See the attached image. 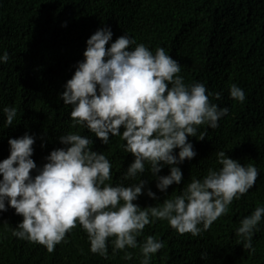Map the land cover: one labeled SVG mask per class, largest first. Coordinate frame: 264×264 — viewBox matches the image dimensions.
Listing matches in <instances>:
<instances>
[{
    "label": "trees",
    "instance_id": "obj_1",
    "mask_svg": "<svg viewBox=\"0 0 264 264\" xmlns=\"http://www.w3.org/2000/svg\"><path fill=\"white\" fill-rule=\"evenodd\" d=\"M104 24L111 25L113 40L127 31L153 50L165 47L181 62L186 83L204 82L212 92H221L219 99L210 98L229 107L218 127L199 126L207 133L203 139L189 135L197 155L181 163L183 180L168 186V196L179 193L192 176L202 177L208 167L218 166L221 149L261 169L254 186L197 236L178 232L166 219L146 225L138 240L153 234L165 241L151 264H264V220L253 236L254 252L238 242L235 231L243 216L264 203V0H0V55L9 52V60L0 62V159L10 154L9 137L25 131L36 134L38 165L63 146L59 136L71 129L72 106L59 93L84 58L88 37ZM233 82L246 91L243 102L230 96ZM6 104L18 109L13 125L5 124ZM78 127L94 137V149L113 161V182H120L134 159L120 147L124 141L113 136L104 144ZM160 171L167 174L170 166ZM149 176L142 177L148 180L145 187L161 201L145 191L136 201L141 206L166 198ZM22 218L14 207L0 210V264H140L139 246L113 253L109 243L107 257L91 251L88 233L79 224L49 251L43 243L12 234ZM126 252L131 259L124 258Z\"/></svg>",
    "mask_w": 264,
    "mask_h": 264
},
{
    "label": "clouds",
    "instance_id": "obj_2",
    "mask_svg": "<svg viewBox=\"0 0 264 264\" xmlns=\"http://www.w3.org/2000/svg\"><path fill=\"white\" fill-rule=\"evenodd\" d=\"M113 35L111 25L104 24L88 37L84 58L59 93L72 106L71 129L59 136L63 146L53 148L38 165L33 157L36 134L9 137L10 154L0 159V210L14 207L23 218L12 234L43 243L49 251L79 224L88 233L91 251L107 257L109 243L113 253L139 246L140 264H151L165 241L153 234L138 240L146 225L166 219L178 232L197 236L254 186L261 169L221 149L218 166L208 167L202 177L192 176L179 193L168 196V186L183 180L181 163L197 155L189 135L203 139L207 133L199 126L218 127L229 107L214 102L210 97L219 99L221 92H212L204 82L186 83L181 62L165 47L153 50L127 31L114 40ZM8 60L5 49L0 62ZM229 94L240 102L247 95L235 82ZM2 111L5 124L13 125L18 109L6 104ZM78 126L104 144L113 136L124 141L120 147L134 159L120 182H113V161L94 149V137L82 134ZM166 165L170 171L161 174ZM146 173L156 178L166 198L141 206L136 201L145 191L161 201L145 187ZM262 220L264 203L259 202L240 219L235 231L245 249L255 251L253 236ZM131 257L125 253V259Z\"/></svg>",
    "mask_w": 264,
    "mask_h": 264
}]
</instances>
